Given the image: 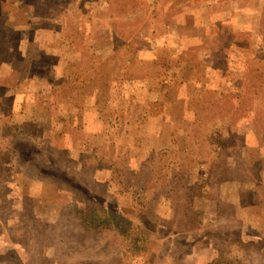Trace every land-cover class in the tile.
Returning a JSON list of instances; mask_svg holds the SVG:
<instances>
[{
  "label": "rangeland",
  "instance_id": "374dc122",
  "mask_svg": "<svg viewBox=\"0 0 264 264\" xmlns=\"http://www.w3.org/2000/svg\"><path fill=\"white\" fill-rule=\"evenodd\" d=\"M0 264H264V0H0Z\"/></svg>",
  "mask_w": 264,
  "mask_h": 264
},
{
  "label": "trees",
  "instance_id": "16d2710c",
  "mask_svg": "<svg viewBox=\"0 0 264 264\" xmlns=\"http://www.w3.org/2000/svg\"><path fill=\"white\" fill-rule=\"evenodd\" d=\"M94 210H95L94 217L100 222V224H102V223L107 224L108 223L106 226H107V228H110V226H109L110 222H107V220L101 219V216L98 215V213H96L97 209L94 208ZM105 212L108 213V211H106V210H105ZM126 212H128L127 208L126 209H122V210L117 211L114 214H112V217L114 218V220L120 222L122 217H123V215H124V213H126ZM136 218H137V222L139 220V224L137 225V229H139L142 234H148V233H150V231H151V233L152 232H154V233L156 232V229L154 228V226L151 225V223L147 222V220L144 218L143 215H142V217H136ZM118 222H117L118 225H116V226H120L119 225L120 223H118ZM149 236L152 237V235H150V234H149Z\"/></svg>",
  "mask_w": 264,
  "mask_h": 264
}]
</instances>
